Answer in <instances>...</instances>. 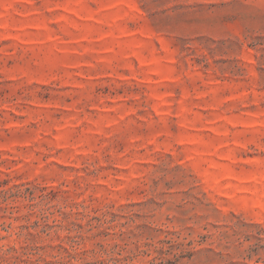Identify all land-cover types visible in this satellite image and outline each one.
Here are the masks:
<instances>
[{
  "label": "rangeland",
  "instance_id": "obj_1",
  "mask_svg": "<svg viewBox=\"0 0 264 264\" xmlns=\"http://www.w3.org/2000/svg\"><path fill=\"white\" fill-rule=\"evenodd\" d=\"M0 264H264V0H0Z\"/></svg>",
  "mask_w": 264,
  "mask_h": 264
}]
</instances>
